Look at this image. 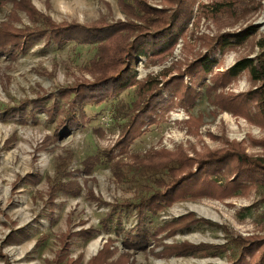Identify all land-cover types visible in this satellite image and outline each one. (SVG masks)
Segmentation results:
<instances>
[{"label":"rangeland","instance_id":"374dc122","mask_svg":"<svg viewBox=\"0 0 264 264\" xmlns=\"http://www.w3.org/2000/svg\"><path fill=\"white\" fill-rule=\"evenodd\" d=\"M225 1L230 0L190 1L193 17L187 26V38L179 41L171 56L155 63L140 60L135 69L137 79L156 76L173 66L172 76H177L178 70L185 71L196 55L205 51L200 40L205 36L212 38L224 32L236 33L257 25L260 27L257 38H260L264 33V0H234L231 11L211 15L210 8ZM31 2L39 12L57 23L87 25L98 20L109 23L126 20L117 0ZM147 2L156 8L170 6L162 0ZM170 2L174 3V0ZM2 23L17 28L32 26L26 13L15 11L12 4H6L0 10V25ZM259 52L256 46L246 44L217 53L214 58L218 69L214 73L224 72L240 59L254 58ZM95 53L93 45L70 43L57 48L47 45L44 39L14 59L0 54V264H47L46 261L55 259L61 250L60 240L64 234L82 230L92 231L90 237H74L68 255L81 258V264H88L109 240H114L113 246L117 248L111 260L128 252L123 249V235L118 238L112 227L104 230L101 221L115 210V206L121 210L122 203L133 198V192L115 177L110 164L95 166L87 174L84 162L99 152L110 151L120 140L124 121L114 115V109L119 101L132 104L134 89L124 92L118 100L87 107L86 118L80 121L78 129L59 139L54 134L60 112L56 113L53 123L46 113L47 108L35 107L41 100L50 108L61 90L78 82H92L93 78L85 68ZM210 79L211 75L198 82L200 96L192 106L175 107L164 116L156 117L154 124L144 127L128 152L174 151L181 147L189 156L195 157L235 142L243 144L249 155L264 156V148L259 144L264 140V127L214 106L207 91ZM252 88L248 75L243 74L226 88L217 89V93L240 94ZM59 102L64 105L61 100ZM67 106L65 104L64 108ZM117 153L112 164L119 162L124 170L132 162ZM67 172L73 175L69 176ZM59 183L67 186V191H55ZM71 186L75 187L73 192H69ZM263 200L264 188L223 200L211 197L179 199L147 219L146 226L154 232L166 223L184 219L183 224L188 227L174 235L159 234L151 240L149 249L154 248L153 252L149 249L129 251L130 263L230 264V251L166 256L164 245L186 242L193 246H223L238 236H264ZM136 214L134 211L123 217L126 231L137 225ZM197 219L209 224L192 225Z\"/></svg>","mask_w":264,"mask_h":264},{"label":"trees","instance_id":"16d2710c","mask_svg":"<svg viewBox=\"0 0 264 264\" xmlns=\"http://www.w3.org/2000/svg\"><path fill=\"white\" fill-rule=\"evenodd\" d=\"M162 1L170 6L156 8L147 0H117L126 20L113 23L98 20L83 25L57 23L39 12L31 0H0V10L6 4H12L15 11L25 12L32 22V26L22 28L10 23L0 25V54L5 57L14 59L26 54L34 44L44 39L47 45H56L57 48L75 43L93 45L96 49L93 59L85 68L93 78L92 82H78L61 90L60 96L50 108L44 106L41 100L40 104L35 103L37 108L48 109L46 113L53 123L56 121V113L60 112L54 134L57 139L78 129L80 121L86 118L87 107L118 100L124 92L134 89L135 101L129 105L119 101L114 109V115L124 121L120 140L110 151L99 152L84 162L87 174L95 166L110 164L115 177L133 192V198L122 203L121 210L115 206V210L101 221L104 230L112 227L118 238L123 235V249L128 252H124L119 259L111 260L117 248L113 246L114 240H109L88 264H132L129 251H145L149 249L151 240L159 234L168 232V235H174L183 227L187 228V224H183L184 219L166 223L154 232L146 226L147 219L179 199L211 197L223 200L264 188V156L249 155L241 143H226L222 149L207 151L195 157L189 156L181 147L174 151L151 149L144 153L128 152L131 144L142 135L144 127L154 124L156 117L164 116L175 107L192 106L200 96L197 91L198 82L210 75L212 85H207V91L214 106L264 127V33L257 38L260 29L257 25L236 33L224 32L212 38H200L205 51L198 53L185 71L178 70L177 76H172L175 72L173 66L156 76L137 79L135 69L140 60L155 63L171 56L179 41L187 38V26L193 17L192 0H174V3L171 0ZM233 2L230 0L214 4L210 8L211 15L231 11ZM13 16L17 17L16 12ZM246 44L256 46L260 50L259 54L254 58L240 59L224 72L214 73L218 69L214 58L217 53ZM243 74H247L252 82L251 90L240 94L217 93V89L226 88ZM60 100L68 105L67 108H64ZM259 144L264 148V140ZM116 151L122 158L126 157L132 162L124 170L120 168L119 162L112 164ZM63 169L67 171V168ZM65 187L59 183L55 191H67ZM68 188L69 192L75 190L72 186ZM134 211L137 213V225L126 231L123 217ZM202 222L209 224L197 219L192 221V225ZM91 232L82 230L64 234L60 240L61 250L55 259L46 263L81 264V258L68 256L71 240L77 236L88 239ZM16 233L13 235L20 236ZM149 250L153 252L154 248ZM213 250L230 251V264H264V236H238L223 246H193L186 242L167 244L164 245L163 253L166 256L192 252L211 254Z\"/></svg>","mask_w":264,"mask_h":264}]
</instances>
